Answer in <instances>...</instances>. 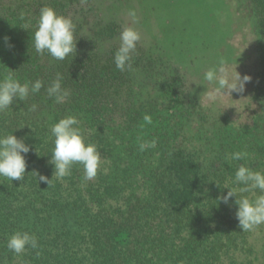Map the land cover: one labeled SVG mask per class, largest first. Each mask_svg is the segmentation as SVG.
Segmentation results:
<instances>
[{"label": "trees", "instance_id": "1", "mask_svg": "<svg viewBox=\"0 0 264 264\" xmlns=\"http://www.w3.org/2000/svg\"><path fill=\"white\" fill-rule=\"evenodd\" d=\"M249 1L260 41L237 118L225 106L213 115L180 77L144 64L156 56L133 52L131 68L118 70L119 47L100 49L115 25L87 36L73 21V55L58 61L37 53L40 9L66 17L74 1L0 0V80L43 84L0 112V135L13 133L30 147L24 180L0 177V264H254L250 237L258 228L242 231L235 197L218 199L227 188L236 189L237 200L264 194L241 192L245 186L234 182L241 165L264 172V0ZM57 74L69 92L62 102L47 92ZM68 116L100 152L91 180L80 164L63 179L53 176L50 129ZM235 152L248 155L232 160ZM39 175L52 178L49 185ZM17 231L35 235L39 246L10 251L7 240Z\"/></svg>", "mask_w": 264, "mask_h": 264}, {"label": "rangeland", "instance_id": "2", "mask_svg": "<svg viewBox=\"0 0 264 264\" xmlns=\"http://www.w3.org/2000/svg\"><path fill=\"white\" fill-rule=\"evenodd\" d=\"M72 1L66 17L79 22L83 35H94L98 25L116 26L114 38L101 41L100 49L119 47L121 31L132 27L141 37L134 53L156 56L144 64L180 77L203 105H210L213 115L225 106L240 117L247 84L255 77L252 64L256 66L255 45L260 41L249 0H68ZM221 66L229 82L236 80L237 72L241 78L250 77L243 92H218L204 81V72ZM256 227L250 237L252 258L254 264H264V224ZM117 239L127 242L124 234Z\"/></svg>", "mask_w": 264, "mask_h": 264}, {"label": "clouds", "instance_id": "3", "mask_svg": "<svg viewBox=\"0 0 264 264\" xmlns=\"http://www.w3.org/2000/svg\"><path fill=\"white\" fill-rule=\"evenodd\" d=\"M74 32L75 24L71 18L58 15L51 7H42L39 11L37 29L33 36L34 48L37 53L47 52L53 59L63 61L76 51L77 40ZM140 38V33L134 28H123L119 37V48L114 54V63L118 70L123 72L131 68L132 53L136 50ZM237 74L236 80L229 82L225 75V69L222 66L214 67L204 72L203 79L207 83L213 84L218 92L225 93L224 90H228V94L233 91L243 92L250 77L245 75L241 78L238 72ZM61 80L62 77L57 74L56 79L47 89L48 95L55 97L57 102H62L69 96L68 90L62 88ZM42 87L43 84L40 80L31 84L28 82L21 84L12 75L5 76L0 80V112L9 109L14 100L23 101L30 94L39 92ZM33 108H35L34 105ZM144 119L151 123L150 117L145 116ZM78 125L79 121L75 116H68L60 119L50 129L51 136L55 139L49 163L53 165V176L57 179H63L70 175L74 164L83 166L86 180H91L97 175L101 162L100 152L95 144L85 143ZM154 146L155 141H152L141 144L140 149L143 151L146 147ZM29 151V145L23 139H18L13 133L0 135V177L11 181H23L26 172L25 156ZM247 155L246 152H235L231 154V159L238 161ZM51 180L52 178L39 175V181L47 185ZM234 182L245 186L239 189L241 192L259 189L261 193H264V172L254 171L241 165L235 172ZM227 189L228 192L218 199L227 204L231 198L235 197L236 219L242 231H250L256 226L264 224V194L256 196L253 200L247 197L237 200L236 189ZM38 246L37 237L27 231H17L7 240V248L15 254L23 253L28 247L35 249Z\"/></svg>", "mask_w": 264, "mask_h": 264}]
</instances>
